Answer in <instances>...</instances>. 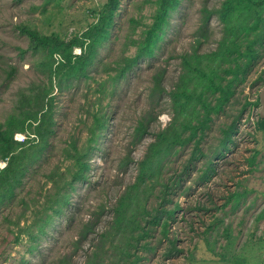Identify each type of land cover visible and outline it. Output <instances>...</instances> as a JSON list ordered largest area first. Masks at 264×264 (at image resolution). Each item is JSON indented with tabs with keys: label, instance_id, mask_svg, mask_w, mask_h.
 <instances>
[{
	"label": "rangeland",
	"instance_id": "rangeland-1",
	"mask_svg": "<svg viewBox=\"0 0 264 264\" xmlns=\"http://www.w3.org/2000/svg\"><path fill=\"white\" fill-rule=\"evenodd\" d=\"M178 1L152 54L139 57L124 74L96 72L91 66L87 79L64 83L52 78L53 132L38 146L35 138L34 159L25 163L14 195L0 199V264H264V127L256 126L264 41L256 47L259 56L239 70L233 53L209 56L223 26L215 15L206 21L205 15L221 0ZM102 2L0 0L1 123L13 112L16 91L43 78L34 66L37 55L18 54L16 46L25 48L27 37L16 25L29 22L42 33L69 38L87 28L93 19L90 10L101 8ZM155 6V0H119L110 35L98 47V60L133 55L136 47L128 42L125 50L124 41L143 33ZM261 14L264 18V7ZM130 18L137 22L133 25ZM183 57L197 70L188 68ZM10 64L16 72L6 80L3 69ZM156 77L163 91L151 94ZM213 83L225 89L218 110L204 105L220 95ZM103 108L108 125L99 130L94 146L89 130L93 115ZM142 116L149 125L140 135L134 127ZM198 121L208 126L200 149L190 158L194 141L182 143V138L190 133L187 126ZM22 127L24 131H13V139L22 140L30 131L26 122ZM160 130L163 136L170 131L151 152L152 171L138 179L139 162ZM88 143L86 181L73 183L70 205H62L65 213L58 214L53 199L57 188L50 187L46 174L75 178L76 159ZM5 164L0 159V169ZM161 190L167 197H161ZM121 195L124 209L117 207L119 214L112 206ZM159 204L174 211L167 231L180 251L168 249L161 226L154 223H149L153 231L145 244L135 241V225L129 220L154 212ZM48 213L53 217L50 225L44 221ZM89 220L95 223L85 230Z\"/></svg>",
	"mask_w": 264,
	"mask_h": 264
},
{
	"label": "trees",
	"instance_id": "trees-1",
	"mask_svg": "<svg viewBox=\"0 0 264 264\" xmlns=\"http://www.w3.org/2000/svg\"><path fill=\"white\" fill-rule=\"evenodd\" d=\"M14 1L19 2L20 0ZM178 2V0H155L156 6L152 21L146 25L143 33L134 38L127 36L124 41L125 50L128 47V42H131L136 47L134 54H121V58L113 62L98 60L97 51L99 46L106 43L110 35V28L115 22L114 16L120 9L119 0H103L101 8L91 9L90 15L93 19L88 23L87 28L80 34H73L69 38H63L52 33H42L36 26L31 25L29 22H19L16 25L19 33L27 37V45L25 48L16 46L18 54L23 55L29 51L31 54L37 55L34 59V66L43 78L31 80L27 85L16 91L13 112L7 117L6 123L0 122V159H6V164L0 169V199L5 197L10 198L14 195L13 187L20 182L22 175L27 169L25 163L29 164L34 159L32 150L35 145V138L37 139L35 146H38L39 143L46 142L44 138L46 135L53 132V95L49 89L52 78L56 77L60 82L64 83L78 78L87 79L89 78L91 66H93L96 72L107 70L113 71L115 76L124 74L126 70L135 64L139 57L152 54L154 50L153 44L164 35L165 28L170 24L171 13L178 6ZM263 7L264 0H221L218 7L207 11L205 21L209 14H213L223 26V35L219 39L216 49L211 51L209 56L220 58L226 53H233L235 66L239 70L242 69V66L249 59L257 58L259 54L257 53L256 47L264 41V18L261 14ZM130 22L134 25V22L136 23L137 21L130 18ZM249 35L254 37L250 38ZM76 46L80 48L79 53L73 52ZM241 59H244V61L241 62ZM188 61L183 57V63L188 68L197 70ZM3 72V78L10 80L15 75L16 68L10 64L7 68L3 69ZM212 74L216 75L217 71L213 69ZM213 85L219 88L220 95L215 97L213 103L205 101L206 103L204 105L207 106V109L218 110L221 108L225 89L217 83H213L211 86ZM161 91L163 89L160 86V79L156 77L150 93L155 94ZM190 92H195V90H190ZM198 92L202 94L201 90ZM108 120L109 117L106 108L97 111L93 115V122L89 132L91 133L90 140L93 137L94 146H96L98 140L99 130L106 128ZM25 122L28 124L30 131L26 133L22 140L13 139V131H24L22 126ZM148 125L149 120L142 116L137 121L134 129L138 134L142 135L147 132ZM207 126L208 122L204 123L200 121L187 126L190 127V133L182 138V143H185L186 140L193 139L194 143L190 158H194V155L200 149L202 135ZM256 126L257 128H263L264 118L257 117ZM168 132L165 133V136H163V130L156 133L158 139L154 143L149 144L150 151L148 150L143 160L139 162L138 179L145 178L152 171L153 156L151 152L157 143L165 142ZM31 133L33 136L30 137ZM227 136L226 133L225 139ZM225 142L223 140L221 144L223 145L224 143L225 146ZM28 143L32 144V146L28 147L27 150H22L24 145ZM47 144L50 143L47 141ZM89 145V143L84 145L85 150L83 149L81 156L76 159L75 178L68 180L64 174L60 175V172L46 174V177L49 178L48 181L51 183L50 187L57 188H55L54 193L56 194L53 199H55L57 205L54 212L58 214L65 213L62 211V205H65L67 209L70 205L71 190L74 187L73 183L77 180L79 182L86 181V175L89 170L86 151ZM62 149L66 150L68 148L63 146ZM76 149L77 147L74 146V150ZM57 176H59L58 179H56ZM165 194L167 197V193L161 190V197L164 198ZM124 196H119L112 206L116 213L121 214L122 210L120 209H124ZM117 207H120V209ZM164 209L162 204H159L154 212L145 211L143 212L145 215L138 218L135 215L133 216L134 218L129 220L135 225V241L136 243L144 241L145 244L146 238L152 236L151 232L153 228L150 224L154 223L161 226L163 238L168 243V249L180 251L176 246L175 237L172 235L169 236L167 231L168 219L172 217L174 211ZM52 219L53 217L50 213L46 214L44 219L45 224L50 225ZM94 223V221L89 220L84 224V229H91ZM85 230L81 232L82 236H84Z\"/></svg>",
	"mask_w": 264,
	"mask_h": 264
},
{
	"label": "water",
	"instance_id": "water-1",
	"mask_svg": "<svg viewBox=\"0 0 264 264\" xmlns=\"http://www.w3.org/2000/svg\"><path fill=\"white\" fill-rule=\"evenodd\" d=\"M258 102H259V110H258V117L264 118V83L258 93Z\"/></svg>",
	"mask_w": 264,
	"mask_h": 264
}]
</instances>
